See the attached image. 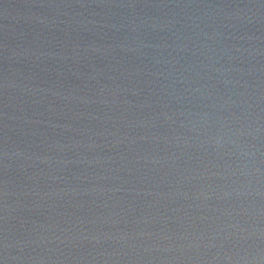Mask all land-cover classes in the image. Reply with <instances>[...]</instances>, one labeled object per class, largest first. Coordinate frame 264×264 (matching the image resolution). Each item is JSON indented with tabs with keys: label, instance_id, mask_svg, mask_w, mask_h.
Segmentation results:
<instances>
[{
	"label": "water",
	"instance_id": "95a60500",
	"mask_svg": "<svg viewBox=\"0 0 264 264\" xmlns=\"http://www.w3.org/2000/svg\"><path fill=\"white\" fill-rule=\"evenodd\" d=\"M0 264H264V0H0Z\"/></svg>",
	"mask_w": 264,
	"mask_h": 264
}]
</instances>
